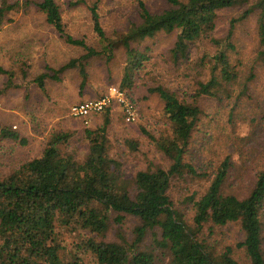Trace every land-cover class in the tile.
<instances>
[{
  "label": "trees",
  "instance_id": "obj_1",
  "mask_svg": "<svg viewBox=\"0 0 264 264\" xmlns=\"http://www.w3.org/2000/svg\"><path fill=\"white\" fill-rule=\"evenodd\" d=\"M101 1L93 0L90 7L100 35L95 47L67 33L57 0H0V30L12 22L11 14L28 12L34 5L59 38L80 48V55L61 66L47 65L48 71L33 80L40 88L45 87L47 79L61 80L69 70H75L85 84L93 59L110 63L116 51L124 49L126 65L122 78L109 76L102 93L116 85L136 103L129 90L136 83L137 69L150 59V47L146 46V52L141 49L145 42L162 34L173 36L170 60L179 65L187 60L191 46L204 35L206 27H215L218 11L237 6L244 10L232 19L229 37L237 23L256 15L261 46L256 59L264 66V0H166L167 7L160 11L150 10L139 0L138 18L117 37L106 36L100 25L97 9ZM217 58L219 63L209 79L199 80L189 98L160 85L149 88L159 94L169 121L170 135L155 139L157 148L171 162L169 168H148L131 177L124 173L122 163L111 154L109 107L103 112L105 122L101 126L84 127L83 157H78L76 150L69 151L74 133L57 130L48 136L40 157L23 162L0 178V264H264V165L250 175L247 189L241 190L234 185L244 180L241 171L230 180L234 167L231 153L212 173L201 172L187 157L203 113L200 98L231 105L228 118L233 123L238 102L247 94V84L256 79L251 67L247 84L242 83L229 56L219 53ZM22 73L27 78V71ZM0 74L7 76L8 88L16 85L12 69L0 64ZM236 84H242L237 94ZM0 138L19 140L20 135L13 128L4 127ZM22 143H26L25 139ZM126 144L133 151L139 147L134 140H127ZM175 178L203 181L204 191L194 190L177 205L170 195ZM113 213L117 214L114 219L118 223L127 215L138 218L130 244L107 238ZM233 224L239 226L242 237L231 244L220 236L223 227ZM78 230L83 237L74 243V253L70 258L62 256L68 250L63 232ZM151 232L153 242L145 245ZM85 256L94 260L87 261Z\"/></svg>",
  "mask_w": 264,
  "mask_h": 264
},
{
  "label": "rangeland",
  "instance_id": "obj_2",
  "mask_svg": "<svg viewBox=\"0 0 264 264\" xmlns=\"http://www.w3.org/2000/svg\"><path fill=\"white\" fill-rule=\"evenodd\" d=\"M142 1L152 11H160L168 5L166 0ZM57 2L62 8L67 33L74 38L84 39L88 45L98 47L100 35L95 30V19L90 9L93 0ZM138 5L139 0H102L97 12L106 36L117 37L124 32L127 25L138 18ZM241 9L244 10L243 7L237 6L219 10L215 27L212 30H209L211 26L206 27L204 35L191 46L187 60L181 61L179 65L170 60L169 49L174 43L173 36L162 34L142 45L143 51L146 46L150 47V52L147 53L150 59L145 60L141 69H137L136 83L129 90L136 97L138 118L134 122H127L122 107L118 106L112 110V119L108 126L111 154L122 163L123 171L128 177L148 168L159 166L169 168L171 164L155 142V139L168 137L171 133L168 118L163 111L164 103L159 94L150 92L149 88L160 85L182 98L184 96L189 98L195 93L199 80L209 79L213 67L219 63L217 60L219 53L229 56L231 66L240 72L239 81L242 83L247 84L248 72L254 67L256 79L247 84V94L251 98L245 94L238 102L239 110L233 123L228 118V109L231 105L228 103L219 105L214 98L205 96L200 98L198 103L203 113L193 132L187 157L195 166H199L201 172L212 173L220 161L231 153L234 167L230 180H234L235 175L241 171L244 180L233 182L241 190L247 189L254 171L264 165V66L256 59L261 49L257 36L256 15L237 23L229 37L232 19L239 16ZM26 12L21 10L11 14L12 22L4 26L7 29L0 30V61L7 69L15 72V81L22 85L0 94V131L4 127L15 128L21 138L19 140L0 138V178L17 169L23 162L40 157L48 136L57 130L77 132L71 138L68 147L69 151L76 150L78 157H83L85 147L82 131L86 125L70 119L69 108L73 105V96L76 95L72 94V88L65 85L67 87L65 90L63 84L60 85L61 88L55 81H49L47 91H42L41 88L35 87L33 80L48 70L44 66L40 68L37 64L36 66L27 64V61L36 60L38 63L45 60L60 66L70 58L80 55V48L59 38L56 30L47 25L44 14L39 12L36 6L32 5ZM9 40L10 43L7 44ZM9 50L20 51L30 57L24 64L15 65V61L7 53ZM36 51L42 58L36 55ZM125 65L124 49L117 50L115 58L110 63L98 58L93 59L90 65V80L102 82L105 88L109 76L113 75L116 80L122 78ZM22 70L27 71L26 79ZM6 80L7 76L0 74V88ZM23 84L27 86L28 96L24 94ZM235 87L237 94L242 84H236ZM57 88L62 92L64 90V94H54L53 90ZM51 98L56 103H62L64 109L58 104H52ZM104 122L105 115H102V124ZM23 139L26 141L25 144L22 143ZM127 140L138 142V149L133 151L126 144ZM203 185L204 182L200 180L193 182L189 178L188 180L175 178L172 181L170 195L175 204L179 205L182 198L191 195L194 190L204 191ZM116 217L117 214L113 213L107 238L122 244H130L134 239L132 231L138 223V218L127 215L122 223H118L114 219ZM221 232L220 237H225L226 242L231 244L242 237L237 224L223 227ZM62 235L65 244L68 245V250H64L62 256L70 258L74 253V243L83 237L82 232L64 231ZM152 242L151 232L145 238L144 244L149 245ZM85 258L91 262L94 260L89 256Z\"/></svg>",
  "mask_w": 264,
  "mask_h": 264
},
{
  "label": "crops",
  "instance_id": "obj_3",
  "mask_svg": "<svg viewBox=\"0 0 264 264\" xmlns=\"http://www.w3.org/2000/svg\"><path fill=\"white\" fill-rule=\"evenodd\" d=\"M3 29H7V28H2L1 30H3ZM8 43H10V40L7 42V44ZM27 44V43H26ZM0 45H1V42H0ZM34 52V51H33ZM32 52V53H33ZM7 53H9L10 54V58H12L14 61H15V65H22V64H24V61L26 60V59H28L29 57H30V55H27V54H25V53H22V52H20V51H17V52H10V50L7 52ZM35 54V53H34ZM36 55L37 56H39L40 55V53L39 52H37L36 51ZM40 58H42V56L40 55ZM39 58V59H40ZM36 61V60H35ZM34 60L33 61H27V64L28 65H30V66H36V64L41 68V67H46L47 65H49V66H51V67H55V68H57V67H59V66H56L55 64H52V63H49L48 61H45V60H43L42 62H41V60H40V62H35ZM0 64L4 67V68H6L5 67V65H3V63L0 61ZM61 66V65H60ZM72 73V74H63L60 78H61V80H59V81H55L56 83H58V85L60 86L61 84H63L64 85V89L66 90V86H68V87H71L72 88V94H76V95H74L73 96V99H72V102H73V104H76V103H79V102H83V101H86V100H90V99H95V98H98V97H100L101 95H103L102 94V89H103V86H102V82H93V81H91L90 80V77H91V75H90V72H89V77H88V79H87V81H86V83L85 84H82V80H81V78L78 76V74H77V72H75V70H69V71H67L66 73ZM2 75H4V74H2ZM60 76V75H59ZM8 79V78H7ZM26 79V78H25ZM69 80H71V81H69ZM49 81H53V80H51V79H47V82L45 83V87L42 89L41 88V90L42 91H47V83L49 82ZM7 80L4 82V84H3V87H1L0 88V90H2L3 89V92L2 93H0V94H4L5 92H7L9 89H13V88H17V87H20V85H21V83H17L16 81H15V78H14V82H15V86H11V87H9L8 88V86H7ZM34 82V81H33ZM35 83V82H34ZM36 84V83H35ZM24 86H25V93L24 94H26L25 96H28L29 94H28V90H27V86H26V84H23ZM66 85V86H65ZM21 87H22V85H21ZM35 87H38L39 89H40V87L38 86V84H36V86ZM61 88H62V86H60ZM108 89H109V87H108ZM108 89H107V91H108ZM53 93L54 94H64V90H63V92L60 90V89H55V90H53ZM30 95H31V93H30ZM44 96H45V94H43ZM32 98H35V97H32ZM56 101L58 102V100H57V98H56ZM51 103L52 104H54V105H57L58 104V106H60V107H63V109H64V106H62V103H56V102H54L53 100H52V98H51ZM72 105H70V107H71ZM118 108V106H113V107H111V109H110V111H109V114H110V116L112 117V113H113V111L112 110H114L115 108ZM62 109V108H61ZM62 109V110H63ZM69 111H70V108H69ZM106 111V110H105ZM104 111V112H105ZM102 115H104V113L103 112H98V113H93V114H91L90 116H89V122H88V124H86V123H84V120H82V119H79V118H75V117H72L71 116V118L70 119H72V120H75V121H78V122H82V124H84V125H86V126H89V127H91V128H97V127H99V126H101L102 125ZM112 119V118H111ZM15 129V128H14ZM16 129H18V128H16ZM17 131V130H16ZM18 132V131H17ZM72 132L75 134V133H77L75 130H72ZM19 133V132H18ZM20 135V134H19ZM21 139V138H20Z\"/></svg>",
  "mask_w": 264,
  "mask_h": 264
},
{
  "label": "built area",
  "instance_id": "obj_4",
  "mask_svg": "<svg viewBox=\"0 0 264 264\" xmlns=\"http://www.w3.org/2000/svg\"><path fill=\"white\" fill-rule=\"evenodd\" d=\"M113 106L122 107L127 122H134L138 118L137 104L127 95L126 91L116 85L110 86L108 91L98 98L73 104L70 107V114L84 120L87 124L91 114L104 112Z\"/></svg>",
  "mask_w": 264,
  "mask_h": 264
}]
</instances>
